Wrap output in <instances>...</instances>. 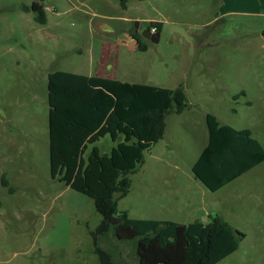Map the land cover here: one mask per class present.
<instances>
[{
	"label": "rangeland",
	"instance_id": "rangeland-1",
	"mask_svg": "<svg viewBox=\"0 0 264 264\" xmlns=\"http://www.w3.org/2000/svg\"><path fill=\"white\" fill-rule=\"evenodd\" d=\"M33 1L0 0V264H99L90 231L101 216L92 199L50 176L46 91L50 71L97 67L128 81L181 85L187 102L166 117L118 210L182 223L219 215L244 236L216 264H264V161L214 192L191 173L206 113L249 128L264 148V0H125V8L121 0H42L44 24L18 9ZM149 21L162 22L157 42L113 49ZM119 55L129 58L127 69L115 66ZM94 145L107 152L111 142L104 136ZM99 245L114 248L116 264H138L127 244Z\"/></svg>",
	"mask_w": 264,
	"mask_h": 264
},
{
	"label": "trees",
	"instance_id": "trees-1",
	"mask_svg": "<svg viewBox=\"0 0 264 264\" xmlns=\"http://www.w3.org/2000/svg\"><path fill=\"white\" fill-rule=\"evenodd\" d=\"M121 5L126 7L125 0ZM18 9L31 11L40 24L46 22L42 0L20 3ZM152 27L160 32L162 22L149 21L146 28ZM260 34L264 39V25ZM129 35L138 50L147 49L141 31ZM46 91L50 176L92 199L101 216L90 231L99 264H116L114 248L101 247V239L131 246L138 264H216L238 248L244 234L216 214L206 222L182 223L130 217L118 210V200L131 187L130 174L162 138L166 117L187 107L181 85L169 88L53 70L47 74ZM205 122L207 142L191 172L208 190L217 191L264 161V148L249 128L220 123L212 113H206ZM104 136L111 142L107 152L94 145ZM1 183L8 186L5 175Z\"/></svg>",
	"mask_w": 264,
	"mask_h": 264
},
{
	"label": "crops",
	"instance_id": "crops-1",
	"mask_svg": "<svg viewBox=\"0 0 264 264\" xmlns=\"http://www.w3.org/2000/svg\"><path fill=\"white\" fill-rule=\"evenodd\" d=\"M161 29H162V27H161ZM131 39V42H129V41H124V40H120V41H118L117 42V44L118 45H116V44H114V47H113V49L115 48V49H120L121 50V48H126L127 50H131V51H136V46H135V43H134V40L132 39V38H130ZM103 43V42H102ZM120 53V52H119ZM115 66L116 67H121V66H123L124 68H126L127 69V67H128V63H129V58L128 57H126V58H120V55H119V57L117 56L116 58H115ZM109 63H110V65H112L113 66V61H109ZM96 67H97V65H96ZM99 70L100 69H98V67L96 68V73H94V71H91V72H89V73H82V74H85V75H96V76H102V77H109V78H114V79H119V80H122V81H127V82H135V81H128L127 79H124L123 78V75H115V73L113 74L112 73V71L111 72H109L108 73V69H105L103 72H99ZM79 73V72H78ZM113 74V75H112ZM120 76H122V77H120ZM138 82V81H137ZM139 83H143V82H139ZM149 84V83H148ZM155 85V84H154ZM158 86H160V85H158ZM164 87H166V86H164ZM170 88V87H169ZM170 115V114H169ZM206 115V114H205ZM218 119V118H217ZM206 123V122H205ZM207 128V127H206ZM206 142H207V137H206ZM206 142H205V144H206ZM205 144H204V146H205ZM153 146V145H152ZM203 146V147H204ZM202 147V148H203ZM151 149V148H150ZM200 153V152H199ZM197 158V157H196ZM195 158V159H196ZM259 165V164H258ZM258 165H256V166H258ZM255 166V167H256ZM255 167H253L252 169H254ZM252 169H250V170H252ZM249 170V171H250ZM248 172V171H247ZM192 173V172H191ZM193 175V174H192ZM194 176V175H193ZM195 177V176H194ZM196 178V177H195ZM197 179V178H196ZM198 180V179H197ZM199 181V180H198ZM200 182V181H199ZM179 222V221H178Z\"/></svg>",
	"mask_w": 264,
	"mask_h": 264
},
{
	"label": "water",
	"instance_id": "water-1",
	"mask_svg": "<svg viewBox=\"0 0 264 264\" xmlns=\"http://www.w3.org/2000/svg\"><path fill=\"white\" fill-rule=\"evenodd\" d=\"M46 34H48L46 32ZM160 32L152 33L149 29L145 28L141 31V35L144 39H148L152 42H157Z\"/></svg>",
	"mask_w": 264,
	"mask_h": 264
},
{
	"label": "built area",
	"instance_id": "built-area-1",
	"mask_svg": "<svg viewBox=\"0 0 264 264\" xmlns=\"http://www.w3.org/2000/svg\"><path fill=\"white\" fill-rule=\"evenodd\" d=\"M150 31H151V32H154V31H155V27H152V28L150 29Z\"/></svg>",
	"mask_w": 264,
	"mask_h": 264
}]
</instances>
